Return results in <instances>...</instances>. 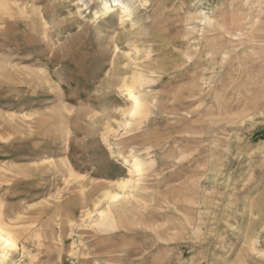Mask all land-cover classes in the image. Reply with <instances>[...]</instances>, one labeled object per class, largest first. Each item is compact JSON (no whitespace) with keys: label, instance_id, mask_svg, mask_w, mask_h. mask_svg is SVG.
I'll list each match as a JSON object with an SVG mask.
<instances>
[{"label":"rangeland","instance_id":"obj_1","mask_svg":"<svg viewBox=\"0 0 264 264\" xmlns=\"http://www.w3.org/2000/svg\"><path fill=\"white\" fill-rule=\"evenodd\" d=\"M132 1L0 0L5 264H264V0ZM107 189L128 197L103 232Z\"/></svg>","mask_w":264,"mask_h":264},{"label":"bare ground","instance_id":"obj_2","mask_svg":"<svg viewBox=\"0 0 264 264\" xmlns=\"http://www.w3.org/2000/svg\"><path fill=\"white\" fill-rule=\"evenodd\" d=\"M102 7L103 14L107 16L116 11V8H120L123 17L128 19L132 18L136 11L135 2L132 0H113L111 3L104 0ZM150 82L152 81L149 80L148 76L143 73L134 74L129 82H126L125 80L123 85L124 98L126 101L130 102L129 108L126 111L123 110L121 112L123 115H127L128 117V122L125 126H134L144 115L143 112L146 110L145 107L147 103L146 96L144 94V87ZM145 171L146 163L141 158H133L131 166L128 168L129 178L119 181L117 186L118 189L125 191V189L129 187L128 185L134 182L133 184L135 185L132 188L134 191V189H137V186L140 185L141 181L144 179ZM132 179H135V181H132ZM127 197L128 195L126 193H114L111 189L102 191L101 195L96 197L94 204L99 205L103 201L107 200L109 205L106 209H100L97 211L99 218H97L94 226L103 232L115 230L119 223V216L122 214L121 210L124 202L127 200ZM42 214V211H36L34 213H30V216L41 217ZM18 235L19 233L15 229L8 228L5 223L2 221L0 222V264H5V261L8 259L7 256L11 254L15 247V241Z\"/></svg>","mask_w":264,"mask_h":264}]
</instances>
